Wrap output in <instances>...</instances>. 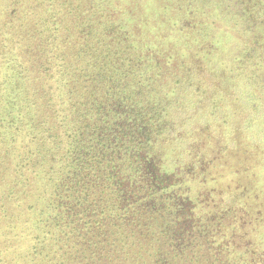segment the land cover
<instances>
[{
  "label": "trees",
  "instance_id": "obj_1",
  "mask_svg": "<svg viewBox=\"0 0 264 264\" xmlns=\"http://www.w3.org/2000/svg\"><path fill=\"white\" fill-rule=\"evenodd\" d=\"M140 1L0 0V264H254L199 121L264 93V0Z\"/></svg>",
  "mask_w": 264,
  "mask_h": 264
},
{
  "label": "rangeland",
  "instance_id": "obj_2",
  "mask_svg": "<svg viewBox=\"0 0 264 264\" xmlns=\"http://www.w3.org/2000/svg\"><path fill=\"white\" fill-rule=\"evenodd\" d=\"M146 1L141 0L140 3H146ZM150 1H147V3ZM126 3L129 4V2ZM225 35V38L230 37L228 33ZM225 38L220 37L218 39V41L221 39L222 43L221 46H218L219 51H216L222 60H228V45L224 43L229 42L230 39L222 41ZM236 50L237 47L233 46L232 53H235ZM215 54V51H213L212 55ZM251 58L258 62L260 60L264 62V55L258 57L253 55ZM238 70L242 71L240 68ZM238 70L236 71L238 72ZM249 71L251 72L250 69ZM252 76L248 80L245 74L238 72V74H234L232 79L239 95L243 98L239 99L242 100L241 105L243 107L239 104L240 102H236L237 107L234 105V109L238 111L219 108L215 112L218 115L215 118H222V121L208 120L203 113L200 115L199 121L202 129L205 128L207 131V134L205 132L204 135L208 139L205 143V150L208 151V154H210V151L216 153V161L209 167L210 174L206 175V179H209L211 175L216 178L205 186L208 190L214 188L211 196L214 199H221L224 203L231 200L229 205L234 203L236 208H243L246 203H251L253 210L256 208L262 210L261 217L263 220L261 222L245 225L239 220L236 224V236L232 237L238 246L236 249L239 254H241V251H245L247 240L252 241L253 245L251 247H254L256 251H264V201L262 202V198L264 200V93L258 91V89L256 90L255 80L257 75L252 74ZM214 138H217V140ZM219 187L225 189L226 193H220L218 191ZM233 192H235V200L232 199ZM255 193L258 194V199L253 198ZM256 202L260 203V206H257ZM243 218L245 219V217ZM257 264H264V262Z\"/></svg>",
  "mask_w": 264,
  "mask_h": 264
},
{
  "label": "flooded vegetation",
  "instance_id": "obj_3",
  "mask_svg": "<svg viewBox=\"0 0 264 264\" xmlns=\"http://www.w3.org/2000/svg\"><path fill=\"white\" fill-rule=\"evenodd\" d=\"M253 198L254 199H258L259 198L258 194L255 193ZM209 199H208L207 196L203 197L202 199H200V201L202 202V207H201V209H203L202 211H204L205 206H207V204L209 202ZM211 200H213V198L210 199V201ZM263 201L264 200L262 198V202ZM257 202H256V205L260 206V203H257ZM188 204H189V202H187V205ZM238 209H239L240 213L237 216L239 217L240 221H242L245 225H247V224L251 225L252 223L256 224L257 222L259 223V222H261L263 220L262 217H261V215H262L261 209L260 208H256V209L253 210V207H252L251 203H249V204L246 203L245 206H243V208H238ZM243 217H245V219ZM236 224H237V222H236ZM236 224H235V226H236ZM232 236L233 237L236 236L235 229H234V234H232ZM233 244L235 245V247H238L236 245V243H235V239L233 240ZM237 244H238V242H237ZM245 245H246L245 251H244L245 259L249 257V262L250 263H254V264H257V263H260V262H264V256H263L264 251H261V250L260 251H256V249H254V247L252 248L251 245H253V244H252L251 240H247Z\"/></svg>",
  "mask_w": 264,
  "mask_h": 264
}]
</instances>
